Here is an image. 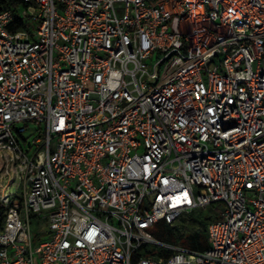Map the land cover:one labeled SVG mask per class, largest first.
I'll use <instances>...</instances> for the list:
<instances>
[{
    "label": "built area",
    "instance_id": "obj_1",
    "mask_svg": "<svg viewBox=\"0 0 264 264\" xmlns=\"http://www.w3.org/2000/svg\"><path fill=\"white\" fill-rule=\"evenodd\" d=\"M23 3L0 9V264H264V0ZM208 206L207 248L154 237Z\"/></svg>",
    "mask_w": 264,
    "mask_h": 264
},
{
    "label": "trees",
    "instance_id": "obj_2",
    "mask_svg": "<svg viewBox=\"0 0 264 264\" xmlns=\"http://www.w3.org/2000/svg\"><path fill=\"white\" fill-rule=\"evenodd\" d=\"M19 4H24L23 0H0V9L14 7ZM191 213L181 216L179 223L175 225H169L162 220L157 222L152 231L154 237L168 244H176L175 242L188 241V243L192 246L191 248L193 249L202 250L207 248V237L202 238L199 234V231H206V226L212 217L207 216L203 217L202 219H194ZM187 223H191L192 227L189 228ZM151 252L152 250L146 249V245H143L138 249V255H146ZM169 253L170 250H163V254L167 255Z\"/></svg>",
    "mask_w": 264,
    "mask_h": 264
},
{
    "label": "rangeland",
    "instance_id": "obj_3",
    "mask_svg": "<svg viewBox=\"0 0 264 264\" xmlns=\"http://www.w3.org/2000/svg\"><path fill=\"white\" fill-rule=\"evenodd\" d=\"M30 128H34V125L30 124L29 126ZM34 135L35 133H30V131H27L26 132V136H28V140H32L34 138ZM14 189L15 187L14 186H9L8 188H5V190L7 192H14ZM192 217L194 219H202L203 217H207V216H211L212 219L216 216V210L214 208H212L211 206H208L206 209H194L191 213ZM211 219V220H212ZM179 222H177L178 224ZM187 226L189 228L192 227V224L191 223H187ZM197 228V227H196ZM45 232V231H44ZM44 232H41L40 234H44ZM199 234L202 238L204 237H207V240L209 241V235H208V232H207V228H206V231H199ZM184 241V240H183ZM176 244L174 245H177V246H180V247H184V248H191L192 246L188 243V241H185V242H175ZM173 244V243H172ZM161 248L160 245L158 244H147L146 245V249L147 250H152V251H158L159 249Z\"/></svg>",
    "mask_w": 264,
    "mask_h": 264
}]
</instances>
